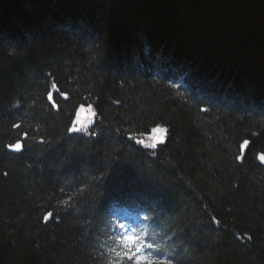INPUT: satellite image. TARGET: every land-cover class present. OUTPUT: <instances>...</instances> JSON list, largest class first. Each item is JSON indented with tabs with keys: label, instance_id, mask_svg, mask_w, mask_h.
<instances>
[{
	"label": "trees",
	"instance_id": "1",
	"mask_svg": "<svg viewBox=\"0 0 264 264\" xmlns=\"http://www.w3.org/2000/svg\"><path fill=\"white\" fill-rule=\"evenodd\" d=\"M261 154L264 0H0V264H264Z\"/></svg>",
	"mask_w": 264,
	"mask_h": 264
},
{
	"label": "snow or ice",
	"instance_id": "2",
	"mask_svg": "<svg viewBox=\"0 0 264 264\" xmlns=\"http://www.w3.org/2000/svg\"><path fill=\"white\" fill-rule=\"evenodd\" d=\"M53 87H56V86L53 85ZM65 98H67V97H65ZM48 101L53 104V107H55V104L53 102V94L52 93L48 94ZM203 110L206 111V109H203ZM84 111L85 110L83 108H81L79 110V112L76 113V120L73 122V126L68 129V132L70 134H78L82 131L88 132V125H90L92 123V119L96 115V113L93 112V110L91 108H89L87 110L89 115L85 116V117H88L87 119L78 118L81 113H84ZM14 127L19 128L20 125H14ZM152 132L159 134L157 136L150 137V139L155 141L154 143L145 144L143 140L137 141V143L146 147V148H151V149H156L158 147V145H163L165 143V139H166V137L164 135V133L166 132V129L157 126V127L152 129ZM90 135H94V133H90ZM40 143L43 144L44 141L41 140ZM7 147L9 149V151L21 152V151H23L24 145L18 141L15 144L8 145ZM240 149L245 153L250 151L251 150V142L247 139L243 140L242 144L240 145ZM238 158H240V157H238ZM259 158L261 161H264V154H261L259 156ZM3 175L7 176L8 173L5 172V173H3ZM64 203L67 205L68 201H65ZM52 217H53V213L48 212L43 217V219L47 222ZM121 227H123V225H121ZM248 239H251V237H248ZM122 242H123L126 250L130 249L127 258L129 260L135 259V264H156V260H157L156 258L152 257L151 255L143 254L141 252L140 247H136V245L140 244V241L138 239L134 238L133 236H124V237H122ZM148 247L151 248V245H148Z\"/></svg>",
	"mask_w": 264,
	"mask_h": 264
},
{
	"label": "rangeland",
	"instance_id": "3",
	"mask_svg": "<svg viewBox=\"0 0 264 264\" xmlns=\"http://www.w3.org/2000/svg\"><path fill=\"white\" fill-rule=\"evenodd\" d=\"M81 108H83L85 110L84 113H82L83 116L89 115V113L87 111L89 108H91L93 110V112H94V109H93L92 105L89 106V107L82 106ZM95 120H96V115L93 117L92 123H94ZM92 123L90 125H88V132H89L90 127L92 126ZM88 132H83L82 131V133H88ZM166 134L167 133L165 132L164 133L165 137H166ZM150 137H154V134L151 133V135H149L148 138L146 140H144L145 144H151V143L155 142L154 140L150 139ZM119 215L123 219V224H124L123 226H124V228L126 230V235L127 236H133L135 238V232H136V228L135 227L140 222V218L138 216H136L135 214L130 213V212L119 213Z\"/></svg>",
	"mask_w": 264,
	"mask_h": 264
},
{
	"label": "clouds",
	"instance_id": "4",
	"mask_svg": "<svg viewBox=\"0 0 264 264\" xmlns=\"http://www.w3.org/2000/svg\"><path fill=\"white\" fill-rule=\"evenodd\" d=\"M78 118L87 119L88 117L83 116L82 113H81ZM156 264H170V262L165 260V259H157L156 260Z\"/></svg>",
	"mask_w": 264,
	"mask_h": 264
},
{
	"label": "water",
	"instance_id": "5",
	"mask_svg": "<svg viewBox=\"0 0 264 264\" xmlns=\"http://www.w3.org/2000/svg\"><path fill=\"white\" fill-rule=\"evenodd\" d=\"M262 163H264V161H262Z\"/></svg>",
	"mask_w": 264,
	"mask_h": 264
}]
</instances>
